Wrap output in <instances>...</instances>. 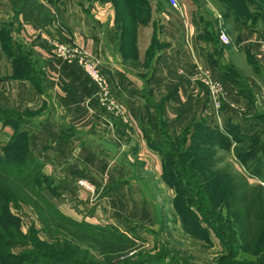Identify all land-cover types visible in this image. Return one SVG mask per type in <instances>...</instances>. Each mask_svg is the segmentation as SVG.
Listing matches in <instances>:
<instances>
[{"label": "crops", "instance_id": "crops-1", "mask_svg": "<svg viewBox=\"0 0 264 264\" xmlns=\"http://www.w3.org/2000/svg\"><path fill=\"white\" fill-rule=\"evenodd\" d=\"M178 1L181 6L174 8L167 0H150V22L140 26L137 46L145 54L154 45L156 56L149 65L144 59L134 65L119 51L111 2L37 0L58 17L56 24L37 16L24 19L15 9L21 0H0V145L17 130L27 131L30 150L60 183L58 192L47 195L64 213L97 217L111 202L89 200L77 181L85 177L103 188L124 172L118 162L123 148L140 138L151 149L150 138L163 140L164 123L174 135L202 120L212 128L227 130L233 123L243 135H263L258 115L264 112V78L246 74L251 99L214 60L226 65L251 55L264 68V0ZM52 42L84 49L98 61L108 99L78 55L60 56ZM208 81L223 87L219 108ZM92 135L116 144L117 153Z\"/></svg>", "mask_w": 264, "mask_h": 264}, {"label": "rangeland", "instance_id": "rangeland-1", "mask_svg": "<svg viewBox=\"0 0 264 264\" xmlns=\"http://www.w3.org/2000/svg\"><path fill=\"white\" fill-rule=\"evenodd\" d=\"M95 1L104 3L100 0ZM35 2L37 0H21V4L15 5V9L18 11L23 6ZM54 6L56 9L57 5ZM51 15L52 21L54 20L56 24L60 22L52 10ZM153 48L147 47L144 54L137 46L138 52L127 54L126 57L121 54L126 62L139 65L144 59L143 62L149 65L156 56ZM233 60H235L233 63L220 64L225 68L229 65L240 81H244L246 74L253 71L256 74L258 70L264 77V68L260 67L257 70L258 64L255 65L254 60L246 59L243 62L240 57ZM245 84L247 95L254 99L253 88L246 82ZM184 129H181L178 135H174L166 129L164 123V131L174 138L183 134ZM201 132L203 130H200ZM9 141L10 139H7L0 145V156H4V148ZM120 141L121 137L118 142ZM137 141L138 143L134 141L123 148L118 162L125 170L112 182L105 183L103 188H98L94 183L96 191L91 194L82 189L78 184L79 180L77 181V186L89 200L94 199L93 201L97 203L103 198H108L111 203H108L105 209L102 208L97 217L90 215L89 212L84 215L70 213L72 217L78 220L85 219L103 228L113 229L115 226L117 230L134 237L136 244L132 251L122 256L131 262L149 259L153 264H236L237 260L248 263L257 258V255L237 246L239 240L231 239L229 234L231 223L224 219L238 209L229 207L231 204L228 202L230 200L228 194L232 184L246 182L261 188L264 192V188L259 184L264 182V151L258 148L261 144L256 135L252 134L244 145V148L251 147L248 150L234 147L226 150L220 145L203 144L201 146L204 148L203 151L192 153L187 149L192 143V140H189L188 145L184 142L176 144L171 150L172 155L166 154V157L165 155L163 157L161 151L149 149L140 138ZM238 152L242 156L237 155ZM260 157L261 169L256 166ZM206 165L209 171L196 184L193 182L195 180H191L196 178L194 172ZM41 171L44 176L37 184L42 187L43 193L48 197L47 194L51 193V190L58 192L60 183L55 182L45 167ZM165 171L167 178L173 182H166ZM224 192L227 193L225 196ZM12 211L19 217L24 234L34 235L35 230L41 240H48L34 208L20 202L12 206ZM230 248L237 253L233 261L226 258L229 256ZM26 251H34L33 246L14 247L15 253ZM93 254L98 258L102 257L94 249Z\"/></svg>", "mask_w": 264, "mask_h": 264}, {"label": "trees", "instance_id": "trees-1", "mask_svg": "<svg viewBox=\"0 0 264 264\" xmlns=\"http://www.w3.org/2000/svg\"><path fill=\"white\" fill-rule=\"evenodd\" d=\"M17 1L13 0L15 3ZM100 1L111 2L115 9L119 51L125 57L127 54L138 52V29L150 22L152 10L150 0ZM18 12L26 20L37 16L43 17L44 22L51 21V10L37 2L23 6ZM261 17L264 18V12ZM262 34L264 38V31ZM153 47L155 48L154 45ZM154 48L153 50L156 51L157 49ZM217 51L220 50L217 48ZM247 59L254 60L251 55H248ZM254 62L255 65L258 64L255 60ZM214 63L221 69L224 77L237 86L240 93L248 96L244 87L245 82L238 79L229 65L228 68L223 67L219 58H216ZM259 68L258 65L257 70ZM256 74L260 75L259 70ZM258 116L264 120V112ZM198 128L203 132L200 133ZM253 134L260 140L261 146L258 148L264 151L262 134L257 132ZM251 136L243 135L238 124L232 123L227 130H222L218 126L212 128L202 120L195 125L186 126L183 134L175 138L164 131L163 140L157 142L150 138L149 146L158 152L161 151L163 157L164 155L166 157V154L171 156V150L176 144L180 145L184 142L188 145L189 140H192V143L187 149L192 153L203 151L204 148L201 147L203 144L220 145L226 150L230 147L248 150L251 147L244 148V145ZM4 152V156H0V264H153L149 259L131 262L130 259L122 258L132 251L136 244L134 237L117 230L115 226L113 229L103 228L85 219L78 220L64 213L43 193L42 187L37 182L44 176L41 171L44 165L30 150L26 130H17L4 148ZM237 155L242 156L239 152ZM256 166L261 169V157ZM207 171H209L207 165L201 167L194 172L195 176H193L197 179L191 178V180H195L193 182L196 184L199 183ZM164 176L166 182H173L167 178L166 171ZM225 194L227 193L224 192L223 196ZM231 194L233 197L230 198ZM228 195L230 199L228 202L231 204L229 207L238 208L235 213L224 218L232 225L229 229L230 237L234 241L239 240L237 246L244 251L257 255L255 260H250L248 263L237 260L236 264H264V192L259 187L243 182V184H232ZM20 202L27 203L35 209L48 240H41L35 230H33L34 235L23 233L20 219L12 211V206ZM17 245H32L34 251L15 253L14 247ZM93 249L102 257H96ZM229 252L226 258L233 261L237 253L235 250L232 251V248Z\"/></svg>", "mask_w": 264, "mask_h": 264}, {"label": "built area", "instance_id": "built-area-1", "mask_svg": "<svg viewBox=\"0 0 264 264\" xmlns=\"http://www.w3.org/2000/svg\"><path fill=\"white\" fill-rule=\"evenodd\" d=\"M174 8H179L181 6V3H179L178 0H167ZM220 39L227 44L229 42L228 35L225 34V32L222 30L220 32ZM54 46V51L56 54L60 56H65L69 58H73L76 55H78V62L82 66L85 74L95 83L97 86L99 92L101 95L108 99L109 91H108V83L103 75V73L100 70L98 61L93 58L86 50L84 49H70L65 44L62 43H55L52 42ZM264 49V42L262 45ZM210 85L211 88V94L213 102H215V105L217 108L220 107L221 102L219 101L220 95L223 92V87L220 85L219 82H207ZM79 186L84 189L87 193L93 194L96 191V187L93 182L89 181L86 178L79 179L78 181ZM261 186L264 188V182H259Z\"/></svg>", "mask_w": 264, "mask_h": 264}, {"label": "water", "instance_id": "water-1", "mask_svg": "<svg viewBox=\"0 0 264 264\" xmlns=\"http://www.w3.org/2000/svg\"><path fill=\"white\" fill-rule=\"evenodd\" d=\"M91 138L94 139L95 141H97L99 144L103 145V147L105 149H107L108 151H110L111 153H113V154L117 153L118 147L113 142H109V141H106L104 139L98 138L95 135H92Z\"/></svg>", "mask_w": 264, "mask_h": 264}]
</instances>
